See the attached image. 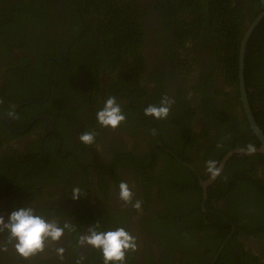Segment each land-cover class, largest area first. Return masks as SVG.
<instances>
[{"label":"flooded vegetation","instance_id":"af4514ba","mask_svg":"<svg viewBox=\"0 0 264 264\" xmlns=\"http://www.w3.org/2000/svg\"><path fill=\"white\" fill-rule=\"evenodd\" d=\"M11 1L17 12L8 8ZM167 2L139 0L145 35L138 50L143 68L136 74L131 72L134 60L129 52L118 61L109 57L108 62H99L101 22L95 14L87 15L83 0H0V115L5 118H0V216L7 223L11 212L31 207L60 227L70 225L59 242H46L43 252L27 259L15 252L7 231L0 233V264H104L99 249L79 243L94 225L98 232L124 228L135 238L136 251L126 253L125 264H222L217 260L224 249L229 258L223 264H239L232 258L241 249L247 263L264 264V237L239 233L229 247L232 227L221 242L218 234L230 223V201L217 195L202 203L194 195L195 188L202 194L200 182L210 178L206 162L214 160L218 167L222 161L213 152L204 156L200 150L214 146L220 136V124L213 125L210 118L213 114H207L204 123L208 137L200 140L189 160L164 146L177 143L178 127L194 111L186 127L191 124L196 134L204 127L197 117L204 99L198 89L202 72L211 77L209 89L222 91L215 109H229L236 116L235 105L225 96L231 87L220 74L225 66L209 58L207 49L185 54L190 45L184 50L173 41L167 45L171 33L161 30L165 18L161 9L168 7ZM8 14L12 18L5 25L2 20ZM22 45L29 50L20 51ZM20 76H25L24 82L11 81ZM165 96L174 101L167 118L144 114L147 106H159ZM109 97L116 98L126 117L115 129L97 121V112ZM184 111L185 120H176ZM239 128L241 134L240 124ZM85 132L95 134L93 144L79 140ZM178 161L189 170L180 168ZM226 164L219 176L223 173L222 181L236 182L240 167ZM260 165L245 167L261 172ZM216 180L207 194L215 190ZM122 181L133 193L132 203L141 202L139 209L119 199ZM189 181L191 188L185 187ZM73 187L82 192L76 200ZM185 199V206L171 215L170 210ZM210 214H217L223 224L216 226L220 223L217 218L212 222ZM170 224L177 232L191 230V242L181 248L171 243ZM59 247L64 248L63 259L57 256Z\"/></svg>","mask_w":264,"mask_h":264},{"label":"trees","instance_id":"16d2710c","mask_svg":"<svg viewBox=\"0 0 264 264\" xmlns=\"http://www.w3.org/2000/svg\"><path fill=\"white\" fill-rule=\"evenodd\" d=\"M83 2L88 12L87 15L95 14L101 22V39L97 54L99 62L102 60L103 63H106L109 57L118 61V57L120 58L121 55L124 57L129 52L130 57L134 60L133 63L131 62L134 65L131 72L135 71L137 74L143 68L142 57L138 50L145 35L139 0H83ZM167 4L168 7L161 9L165 13L161 30L171 33L170 39L166 42L167 45L173 41L176 47L181 50L190 45V50H186L185 54L188 51L194 52L195 49H207L209 58H214L216 62L225 66L226 69L220 71V74L225 83L232 88H229V92L225 96H228L235 105L236 116L231 115L229 109H225L223 112H218L219 109H215L222 91L217 88L209 89L208 87L213 83L211 77L202 72L199 80L202 88L198 87V89L204 99H202L200 107L202 114L199 113L197 117H199V123L204 127L200 129L198 134L193 132L191 124L187 128L185 123L192 120L195 111L193 114L188 113L189 118L183 123L184 125L178 127L177 143L164 144V146L173 150L172 153L176 157L180 159L185 157V161L189 160L191 151L196 148L199 149L200 140L208 137V130L204 123L207 118L206 115L212 113L210 118L214 121L213 125L215 123L220 124V136L216 138L214 146L211 144L209 147H200L204 156L206 153L210 152L211 154L213 152L214 156L217 155V159L222 160L229 151L245 149L248 144L258 148L260 143L250 130L241 106L238 88V56L242 37L247 30L246 25L264 10V0H168ZM17 7V4L11 1L8 8L17 12ZM34 7L38 8V3ZM11 18L12 16L8 14L4 16L2 21L6 25V21H10ZM25 48L29 50L26 45H22L19 50L24 52ZM190 55L195 57L194 54ZM21 62L29 63L23 59H20ZM217 69L215 66L216 73ZM24 77H11V81L16 84V81L22 78V82H24ZM187 77L186 72H184V86H186ZM244 81L252 114L264 134V18L252 31L247 42L244 57ZM119 85L118 83L117 87ZM177 114L179 115L176 120H185V115H183L185 111L182 114L180 112ZM151 123L153 127L154 125L157 126L155 121L151 120ZM239 124L242 127L241 134L239 133ZM165 130L167 131V128ZM178 148L181 150L178 151ZM188 162L193 163L192 161ZM250 163H260L261 172L245 167ZM229 164L240 167L239 179L236 182H230L228 178L226 181H222V173L212 185L215 190L210 189L207 198L218 195V199L230 201L231 207H229L227 214L230 220L229 227L218 234L221 242H223L231 228L234 227L232 236L228 238L230 247L235 242V235L239 233L247 237H264V155H235L229 159L226 165ZM179 167L189 170L184 165ZM242 179L243 183H241ZM176 184L180 185L179 182ZM224 185H229L231 188L223 191ZM187 186L191 188L192 183L187 182L185 187ZM194 195L198 197L196 199L202 200L200 188L194 189ZM186 201L187 199L182 200L183 203L180 204V207L178 206L175 210L171 209V215L183 208ZM195 211L198 212V207ZM198 213L200 214V212ZM211 215L212 222L216 221L217 218L220 223L216 226L223 224L217 214L214 217ZM176 221H179L178 217ZM170 225L173 230L169 232L167 238L171 243H176L177 247L181 248L191 242V230L177 232L175 227ZM226 252L227 249H224L220 253L217 262L223 264L222 260L229 258ZM245 257L246 252L241 249L238 257L236 255L232 260L237 259L238 262L239 259V264H252L247 263Z\"/></svg>","mask_w":264,"mask_h":264},{"label":"clouds","instance_id":"9594fccd","mask_svg":"<svg viewBox=\"0 0 264 264\" xmlns=\"http://www.w3.org/2000/svg\"><path fill=\"white\" fill-rule=\"evenodd\" d=\"M174 101L165 96L162 98L159 106L149 105L144 109L146 116H152L155 119H165L169 115L171 105ZM126 119L122 113L120 105L115 97H109L104 103L102 110L97 112V121L102 127H111L115 129ZM154 131V130H153ZM79 140L87 145L93 144L95 134L85 132L79 136ZM245 154H253L257 151L256 147L248 144ZM206 171L211 178H215L220 174V168L217 162L210 160L206 162ZM82 195L79 187L72 188V199L76 200ZM133 193L128 183L122 181L119 184V199L125 204L132 203ZM141 202L137 200L132 203V207L139 209ZM98 225L89 227L87 234L81 235L79 243L81 246H91L99 249L102 253L104 264H125L126 253L136 251L135 238L130 235L124 228H117L107 232H98ZM70 225L65 224L60 227L56 220H45L43 217L36 215L35 210L31 207H20L11 212L7 223L3 216H0V233L7 231L9 233V241H15L13 247L19 256L27 259L39 252H43L46 242L51 241L57 243L65 233V229ZM6 250V249H5ZM57 256L63 259L64 248L56 249Z\"/></svg>","mask_w":264,"mask_h":264},{"label":"water","instance_id":"95a60500","mask_svg":"<svg viewBox=\"0 0 264 264\" xmlns=\"http://www.w3.org/2000/svg\"><path fill=\"white\" fill-rule=\"evenodd\" d=\"M264 18V10L260 12L256 18L251 22L248 23L247 30L245 31L241 43H240V48H239V56H238V88H239V93H240V101L242 104V108L244 111V115L246 117L247 123L249 125L250 130L252 133L255 135L257 140L260 143V146L257 149V151L253 154H245V151L242 150H232L228 152L222 159V161L219 164L220 168V173L223 170L224 165L226 162L234 155H264V134L261 132L249 105L248 102V97L246 94V89H245V81H244V57H245V51H246V46L247 42L249 40V37L252 33V31L255 29V27L259 24V22ZM0 118L4 120L5 118L0 115ZM219 176V175H218ZM209 178L208 180L204 182H200V185L202 187V203H205L206 198H207V187L212 184L216 178ZM204 205V204H203Z\"/></svg>","mask_w":264,"mask_h":264}]
</instances>
